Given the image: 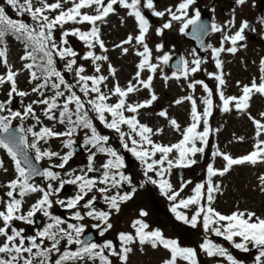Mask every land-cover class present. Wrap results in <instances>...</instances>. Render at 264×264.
Listing matches in <instances>:
<instances>
[{
    "label": "snow or ice",
    "instance_id": "1",
    "mask_svg": "<svg viewBox=\"0 0 264 264\" xmlns=\"http://www.w3.org/2000/svg\"><path fill=\"white\" fill-rule=\"evenodd\" d=\"M234 3L237 6H244L247 0H234ZM68 4L71 6L65 7ZM196 4L197 0H177L174 5L164 10H157L154 0H53V2L36 0L35 4L34 0H3V4H0V64L4 66L6 72L0 74V86L8 85L9 89L7 99L0 101V149H3L13 162L15 175L2 185L6 191L0 196V264H87L88 261H92L93 264L97 261L99 264H112L109 257H117L121 264H127L128 254L133 251L130 245L137 242L142 246L150 245L153 249L162 247L167 250L169 257L164 259L162 264H178V261H183L184 264H199L198 252L195 249L182 247L176 239L166 238L158 229L149 230V225L139 218L131 223L134 234L125 232L118 234V250L111 240L98 244L82 239L85 226L79 222L85 217L97 221L92 227L99 230L100 236H104L113 227L110 222L112 211L118 213L121 204L130 201L137 191L132 177L123 171L125 167L123 158L109 146L110 137L98 132L94 119L118 135L122 147L131 152L143 167L146 180L156 185L161 195L171 202L170 210L177 221L194 229L202 227L204 233L221 237L240 252L248 253L250 248H254L256 249L254 264H264V218L256 216L251 211H234L224 215L212 206L216 194L221 190V185L214 181V177H223L236 165L264 164V112L260 113L262 119H256L248 114V119L255 128L253 150L244 156L233 158L215 148L212 157L222 158L223 167L217 169L213 163H208L206 180L195 184L192 195L181 198V193L192 181H183L177 190L167 179L173 168L191 167L198 162L195 159L197 154L201 156L205 154L210 132L213 131L209 125V117L212 116L214 107H219L223 113H228L233 108L239 112H246L254 95L264 97V58L260 60L259 82L253 79L250 84L240 85L237 81L241 88L239 96H226L223 91L225 79L221 54L235 55L240 47H244L239 42L245 40V30L250 29L249 22L241 21L238 27L235 24V17L223 25L213 22L210 25L211 33L222 34L219 46L205 45L201 36L208 35L209 26L201 21V13ZM114 6L127 10V16L134 18L138 28V34L128 35L114 47L120 49L122 54L129 52V47L124 45L134 48L138 45L142 50L135 51V55L140 59L133 80L128 82L127 87L122 88L117 83L105 93L102 86L107 87L105 82L109 76L115 77L116 70L108 64L109 76L103 75L99 62L107 61L108 57L96 54L94 49L98 46L103 52L107 51L101 39L98 22H105L110 14L115 13ZM6 7H10L17 17H30L32 23L10 17ZM144 9L149 10L152 16L164 20L161 26L155 29L157 36H163L165 30L172 29L174 24L179 25L181 34H186V29L191 26L193 38L201 47L210 49L215 67L219 70L207 73L217 82L219 105L213 104V91L204 81L191 80L187 87L195 91L196 85H201L207 96L202 99V112L198 110L197 101L192 95L175 101V104H181L187 100L191 104V123L187 127L181 130L177 121L168 117L166 110L157 113L158 116L165 118L174 130L180 132L182 138L170 145L156 143L152 138L159 135L163 129L154 130L137 119L139 110L150 107L157 100L152 91L154 75L158 70L163 73L161 65L167 66L172 58L169 52L164 51V45L159 43L156 44L155 51L162 54L155 57L157 62H153V50L146 43L151 25L144 15ZM121 22L123 23V19ZM69 23L91 27L86 31L78 27L69 29L65 27ZM261 23H264V18H261ZM231 29L235 30L229 31ZM57 30L60 31L59 41L55 36ZM6 35L14 36L23 42L24 53L20 56L22 67L19 71L14 70L8 62ZM69 37L79 40L85 46L87 51L82 56L69 46ZM192 54L194 58L191 61L180 58L179 63L174 66L177 70L173 71L171 76L163 74L162 79L165 82L170 79L189 80L190 75L201 71V66L206 61L197 56L195 51ZM57 58L64 62L63 72L57 68ZM78 59L90 61L96 74H86L85 66L78 64ZM22 71H27L28 82L33 84L31 93L18 88L17 77ZM145 71L151 73L146 79L142 78ZM64 72L71 73L75 83L66 80ZM140 87L151 93L150 98L140 103L128 102L129 95L138 92ZM30 94H36L38 99L26 105H23L21 100L22 110H13L11 105L16 97L24 98ZM112 97L117 99L114 103H109ZM34 106L40 107L43 118L52 122V126L43 123ZM90 113H94L95 116ZM17 119L21 122L31 119L35 124L26 128L23 125L13 128L12 122ZM57 124L63 125L64 130L57 131L55 127ZM201 125L202 131L199 130ZM37 126L39 128L35 130ZM122 126H127L128 131L125 132ZM81 132H83L81 147L88 151L86 168L80 169L79 174H76L75 170L66 172L65 175L71 178L62 179L61 173L53 169H65L74 156L73 146L76 143L74 137ZM29 136L32 138L31 141L28 139ZM60 138H63L62 147L67 149L63 154L42 147L51 139ZM237 139L243 140V137ZM198 143L201 146H197ZM29 151L34 152V160L37 163L42 160L52 161L54 158L59 160V163H51L41 169L33 162ZM98 154H104L107 159L97 168L95 159ZM0 171L3 173L9 171L2 160ZM91 173L98 175L92 176ZM150 173H153L155 178L149 175ZM37 177L47 183L43 186L35 183ZM258 180L259 190L264 193V175H260ZM54 182H58V186H54ZM65 185L76 186L77 193L67 199L53 200L52 197H58ZM124 185H128L131 190L122 192ZM94 192L100 194L99 198L107 206L108 211L95 207L98 197L91 195L89 198V194ZM32 194L40 195L31 203L30 208L24 211L25 199ZM54 204L70 211L68 220L52 214L50 210ZM193 206L194 211L190 216L181 211ZM37 214H42L48 222L42 229H36L33 235H27L25 228L16 226V222L34 225ZM147 215L144 210L139 212L140 217ZM199 250L210 258L222 257L227 264H243L227 248L208 238L199 245ZM53 254L56 255L55 259Z\"/></svg>",
    "mask_w": 264,
    "mask_h": 264
},
{
    "label": "rangeland",
    "instance_id": "2",
    "mask_svg": "<svg viewBox=\"0 0 264 264\" xmlns=\"http://www.w3.org/2000/svg\"><path fill=\"white\" fill-rule=\"evenodd\" d=\"M36 1V0H35ZM53 2V0H49ZM260 0H247V3L244 6H237L234 3V0H201V4H205L209 7L210 13L220 25H223L228 20L235 17V24L238 27L241 21L245 19H250L252 22V27L255 30L257 39L254 41L247 38L245 32V40L239 42L244 45L240 47L238 52L233 55L229 53H222L221 60L223 61V73L225 79V85L223 86V91L226 96H239L241 94V88L237 85V81L240 82V85L250 84L253 79H256L259 82L261 76L259 67L260 60L264 58V40L260 41V36L264 33V24L258 19L257 11L259 7ZM164 2V3H163ZM166 3V4H165ZM0 4H3V0H0ZM157 10H164L167 6L174 5L172 0H158L156 3ZM164 4V7H163ZM71 5H65V7H70ZM116 7V12L110 14L106 21L101 23L98 22L100 28L101 39L103 40L105 47L107 48L106 52H103L97 46L94 51L98 55H106L108 57L107 61L99 62L101 64L102 74L109 76L108 73V64H111L116 70L115 77L109 76L108 80L105 82L107 87L102 86V90L107 93L109 88H112L115 84H119L122 88H126L128 82L133 80V77L137 71L136 65L139 62V57L135 55L136 49L142 50L140 46H129L124 45V47H129V52L127 54H122L121 50L115 48L114 46L119 44L122 40L126 39L130 34H138V28L136 27V22L133 17L127 16V10L121 9L118 6ZM224 7L225 14L220 13L219 9ZM230 10L227 12V9ZM214 9L215 11H212ZM7 14L14 19H23L24 22L28 21V17H17L16 14L11 10L10 7H6ZM90 11V10H89ZM148 11L144 9L145 13ZM123 19V23L121 22ZM163 20V19H162ZM32 23V21H29ZM161 21L157 17H154L150 21V34L146 39L149 47L153 50V62H157L155 57L161 55L162 53H157L155 51L156 44L162 43L164 45V51L169 52L170 54L182 51L184 55L188 58V61H191L194 57L192 50H190L188 43L182 40V36L176 33L177 28L179 29L178 24H174L172 29L165 30L163 36H157L155 34V29L161 26ZM66 28L78 27L81 30L86 31L91 26L90 25H73L71 23L65 25ZM231 29L229 31H234ZM57 41H59L60 31L55 32ZM221 33H214L210 37V41L213 43L214 47L219 45L221 38ZM69 46L73 47L81 56L87 51L85 46L79 40L69 37ZM7 48V58L10 65L13 66L14 70L19 71L22 67V62L20 56L23 55L24 49L20 45H16L12 40H9L6 44ZM205 63L202 64L205 67V73L197 72L190 75L189 80H176L170 79L165 82L162 79L163 74L171 76V71L167 66L161 65L163 73L159 70L154 75L152 82V91L157 96V100L153 104L145 109L139 110L137 119L154 130L163 129V131L156 136H153V140L156 143L163 145H170L176 143L181 139L180 132L174 130L168 123L165 118H162L157 115L161 110H166L168 117L170 119H175L177 123L181 126V130L187 127L191 123L190 112L191 104L189 101L185 100L181 104H175L177 99L185 97L187 95H192L197 101L198 110L203 111L202 99L207 96V93L204 92L201 85H196L195 91L189 89L187 84L191 80H202L208 85V87L213 91V104L219 105L220 100L219 96L216 93L217 82L210 78L207 73L218 72L216 69L215 63L211 57V51L206 54ZM208 61H212V67L207 65ZM78 64H83L85 66L86 74L94 75V67L90 61H84L78 59ZM57 68L63 72L64 62L60 61L57 58ZM6 69L2 64H0V74H4ZM148 73L145 71L142 73V78L146 79ZM66 80L70 83H75L73 75L71 73L64 72ZM29 75L27 71H22L17 77L18 88L23 91L31 93V88L33 84L29 82ZM134 82V81H133ZM9 89L8 85L0 86V101L7 99V91ZM49 95L51 93H48ZM80 94V93H78ZM82 95V94H81ZM151 93L147 89L140 87L138 92L131 93L128 97V102L130 103H140L149 99ZM38 99L36 94H30L28 97L20 98L16 97L11 105L12 108H18L22 110L23 105L30 103L32 100ZM116 97H112L109 100V103H114ZM23 100V105L21 104ZM36 107L38 115H41L43 123L52 126V122L47 121L43 118L40 107ZM264 112V97L256 94L250 101V107L246 112H239L232 109L228 113H223L219 110V107L213 108V114L209 117V125L213 130L210 132L209 144L205 147V154L201 156L197 154L195 159L198 161L196 164L184 169V175L179 176L174 171L176 168H173L171 172L167 175L170 183L173 185L174 189H179L180 184L183 181H192L185 190L181 193V198H186L192 195V189L196 183H202L206 180V166L208 163H213L214 167L220 169L223 167V160L220 157L213 159L212 152L215 148H218L220 151L229 154L233 158H238L250 153L253 150V145L255 143V128L251 120L248 119V114L250 113L256 119H262L260 113ZM130 115L129 113H125ZM93 117L94 113H90ZM94 125L97 127L98 132L102 135H108L109 146L113 147L118 154L121 150L126 151L120 143L118 135L109 129H106L99 123L98 120L94 119ZM13 123V122H12ZM26 128L32 124H35L34 120L28 119L21 122ZM57 131H63V125H56ZM39 126L35 130H38ZM122 129L127 132V126H122ZM199 130H203L202 125ZM218 130V131H217ZM80 135V134H79ZM77 135V136H79ZM76 136V138H77ZM243 137V140L237 138ZM60 139H51L48 144L42 145V147L48 148L53 151L61 152L62 154L67 151L62 147ZM138 139V138H137ZM80 143L79 141H76ZM83 139L80 143V146L77 149H81V152L75 151V154L72 160L65 166V169L54 168V171L61 173L62 179H69L70 176L65 175L66 172H72L75 170L76 174L80 173V169L86 168L87 160L84 159V156H88L87 149L81 147ZM129 146L131 144L129 142ZM197 146H201L199 143ZM6 153L3 149H0V160L5 164V167L8 168L7 173L0 171V192L3 194L6 189L2 187L14 176V165L12 164L10 158L4 154ZM120 155V154H119ZM159 155V154H158ZM174 155V154H173ZM107 157L104 154H98L95 159V166L98 168L100 164L105 162ZM43 167H48L51 163H59V160L53 159L52 161L42 160ZM125 167L123 171L126 175H129L133 179V184L137 188L136 193L130 201H127L121 204L120 211L117 213L114 210L111 223L113 225L112 229L109 230L113 243L119 249V241L117 236L120 232L132 233L134 234V229L131 227V223L134 219L140 218L145 223L149 225V230H160L166 238L176 239L182 247H191L198 252V262L199 264H227V261L222 257L210 258L206 256L202 251L199 250V245L203 242L205 238L211 239L214 243L219 244L228 249V251L236 257L238 260L242 261L243 264H254V256L256 255V249L251 250L248 253L240 252L237 249L232 248V246L221 237H216L210 233H204L202 227L192 228L190 225H185L181 221L175 219L174 214L171 212V202L163 195H161L158 187L151 184L146 180L143 175V167L136 161L133 166L127 164L125 161ZM90 175L96 176L97 173H91ZM154 178V174L150 173ZM264 175V164H243L236 165L226 173L223 177L217 176L214 177V181L221 185V190L216 194V198L212 204L216 211L221 214L229 215L232 211H251L256 214V216L264 218V193L260 189V182L258 177ZM35 183L45 185L47 182L43 179L37 180ZM143 185V186H141ZM54 186H58V182H54ZM72 186V192L68 194H60L58 197H52L53 200L67 199L73 197L77 193V187ZM130 191L128 185H124L121 191ZM116 191L115 189L113 190ZM74 192V193H73ZM40 194H33L34 198L28 202L25 199L23 205V210L27 211L30 208L31 203L35 199L39 198ZM54 209H61L59 205L53 206L50 210L54 212ZM144 210L148 213L145 217H140L139 212ZM181 211H185L189 216L194 211V206ZM43 216L42 214H37ZM61 217V215H59ZM62 218V217H61ZM89 218H86L88 224H94ZM48 222V221H47ZM46 222V223H47ZM76 223L75 221H72ZM45 223V224H46ZM43 224V226L45 225ZM43 226L37 227L34 225L29 226L21 222H18V227H23L26 230L27 235H31V230L33 234L36 229H42ZM32 234V235H33ZM238 240V238H237ZM47 243V242H46ZM62 245V244H61ZM64 246V245H63ZM133 248V251L128 254L127 264H162V261L169 257L167 250L161 248L153 249L150 245H140L138 242L130 245ZM63 251V250H62ZM107 254V252L105 253ZM56 258V255L53 254V259ZM112 260V264H121L117 257H109ZM87 264H93L92 261H88ZM96 264H99L97 261ZM178 264H184L183 261H178Z\"/></svg>",
    "mask_w": 264,
    "mask_h": 264
},
{
    "label": "flooded vegetation",
    "instance_id": "3",
    "mask_svg": "<svg viewBox=\"0 0 264 264\" xmlns=\"http://www.w3.org/2000/svg\"><path fill=\"white\" fill-rule=\"evenodd\" d=\"M85 159V158H84ZM94 194H96V192H94V193H90L89 194V196H91V195H94ZM95 204H98V201H96V203ZM99 209H105L103 206L102 207H100ZM90 228H93V227H91V226H89ZM97 230V232H98V234H99V230L98 229H96ZM100 236V235H99ZM111 235H110V233H105L104 234V236H100L96 241H94L95 243H98V244H103L104 243V241L105 240H110L111 239V237H110ZM73 249H74V247H73Z\"/></svg>",
    "mask_w": 264,
    "mask_h": 264
},
{
    "label": "water",
    "instance_id": "4",
    "mask_svg": "<svg viewBox=\"0 0 264 264\" xmlns=\"http://www.w3.org/2000/svg\"><path fill=\"white\" fill-rule=\"evenodd\" d=\"M260 14H261V16L262 17H264V1L262 2V8H261V10H260ZM204 16H202L201 17V19L203 18ZM209 31H210V29H209ZM29 154V153H28ZM29 156L32 158V156L29 154ZM33 162L34 163H36L35 161H34V159H33ZM36 166L37 167H39V165L36 163ZM178 172H180V174H182V171L180 170V171H178ZM63 190H68L66 187H64L63 189H62V191ZM38 224L40 223L39 221L37 222Z\"/></svg>",
    "mask_w": 264,
    "mask_h": 264
},
{
    "label": "trees",
    "instance_id": "5",
    "mask_svg": "<svg viewBox=\"0 0 264 264\" xmlns=\"http://www.w3.org/2000/svg\"><path fill=\"white\" fill-rule=\"evenodd\" d=\"M28 17V16H27ZM16 39V38H15Z\"/></svg>",
    "mask_w": 264,
    "mask_h": 264
}]
</instances>
